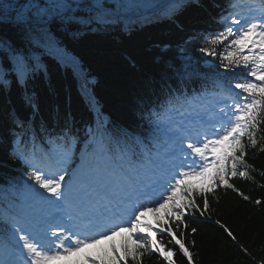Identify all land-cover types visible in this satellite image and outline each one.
Segmentation results:
<instances>
[{
  "label": "snow or ice",
  "instance_id": "obj_1",
  "mask_svg": "<svg viewBox=\"0 0 264 264\" xmlns=\"http://www.w3.org/2000/svg\"><path fill=\"white\" fill-rule=\"evenodd\" d=\"M114 2V9L106 0L3 3L0 21L12 19L25 40L62 58L51 26L116 23L121 13L139 6V0ZM182 3L174 0L166 12ZM229 9L221 17L222 30L203 36L199 51L231 75L216 72L210 98L170 94L163 111L149 114L150 139L125 132L113 148L91 133L87 147L77 149L76 137L64 132L50 135L52 147L42 155L34 142L31 148L16 142L14 154L28 168L20 199L33 204L0 216V264H145L153 257L177 264V255L193 264L186 237L198 229L191 225L211 219L210 197L218 188L248 200L232 181H253L251 173L258 170L248 162V150L264 152V0H230ZM0 51L6 54L0 56V80L8 70L23 84L39 67L12 41L0 39ZM25 99L36 109L31 97ZM77 151L80 164L70 170Z\"/></svg>",
  "mask_w": 264,
  "mask_h": 264
},
{
  "label": "trees",
  "instance_id": "obj_2",
  "mask_svg": "<svg viewBox=\"0 0 264 264\" xmlns=\"http://www.w3.org/2000/svg\"><path fill=\"white\" fill-rule=\"evenodd\" d=\"M202 3L200 8H187L184 14L173 17L174 20L185 26L204 28L203 24L209 22L204 17L213 9L207 0ZM204 5L207 9H203ZM106 6L115 8L114 0H106ZM13 14L14 11L8 12L10 17ZM0 15H4L3 9ZM77 15L89 14L80 11ZM129 23L119 20L109 25H52V34L63 50L61 58L25 40L12 19L0 21V39L20 46L39 64L23 84L8 70L3 80L9 83L5 85L0 80V216L5 209L17 210L24 204L18 189L27 180L28 168L14 154L18 140H23L29 148L34 142L42 155L52 146L47 143L50 135L59 136L64 132L75 136L77 149H83L88 140V127L113 148L117 138L123 143L125 132L129 137L150 139L149 114L163 111L170 94L189 98L211 95L216 72L231 75L218 68V61L199 51L203 40L198 31L175 29L159 33L150 25L130 35L126 33ZM93 26H102L106 31L116 28L119 35L85 33V29ZM3 55L6 54L0 51V56ZM3 67L10 69L11 62ZM25 97H31L36 109ZM18 122L24 126L19 127ZM246 158L258 170L251 173L254 180L232 182L249 199L244 200L231 189L216 190L217 196L210 197L211 219L199 218L200 223L191 225L198 231L186 237L187 246L193 252V264H261L264 261V187H261L264 177L259 175V170H264V152L249 149ZM257 200L261 203L257 204ZM216 220L232 231L235 241ZM191 241L195 242L194 246ZM175 259L177 264H187L186 258L180 255ZM145 264L164 262L153 257L146 259Z\"/></svg>",
  "mask_w": 264,
  "mask_h": 264
},
{
  "label": "rangeland",
  "instance_id": "obj_3",
  "mask_svg": "<svg viewBox=\"0 0 264 264\" xmlns=\"http://www.w3.org/2000/svg\"><path fill=\"white\" fill-rule=\"evenodd\" d=\"M15 3V4H24L27 2V0H0V4H3V3ZM38 2L43 5L45 3V0H38ZM85 2H90V0H85ZM190 2H195V4L191 5L193 7H196V5L198 4V2L196 0H183V3L182 5L184 6L185 4H189ZM174 3V0H159V1H156L155 3L153 4H148L146 3L145 1H139V6L138 7H133L131 9H133L135 11V14L134 16H130L128 14V11L130 10H127L126 12H123L121 13V16L124 18H127V19H136V18H140V13H143L145 11H150L152 10L153 8H160V9H163L165 12H161V14H164L166 13V9H168L172 4ZM181 6V7H183ZM180 8V7H179ZM157 12V11H156ZM161 14H158V15H161ZM15 16V12L13 14ZM152 17H155V16H152ZM150 17V18H152ZM148 18V19H150ZM142 20H145L142 18ZM31 203V202H30ZM29 204V203H28ZM151 219V217H149Z\"/></svg>",
  "mask_w": 264,
  "mask_h": 264
},
{
  "label": "bare ground",
  "instance_id": "obj_4",
  "mask_svg": "<svg viewBox=\"0 0 264 264\" xmlns=\"http://www.w3.org/2000/svg\"><path fill=\"white\" fill-rule=\"evenodd\" d=\"M140 1V0H139ZM142 1V0H141ZM143 1H145L146 3H148V4H153V3H155L156 1H159V0H143ZM198 2V1H197ZM191 4H195V2H191ZM224 6V4H220L218 7H217V10H220L222 7ZM196 7H198V5H196ZM132 9H130L129 11H131ZM160 12H164V10H162V11H158V13H160ZM218 13V12H217ZM155 14H157V12L155 13V12H152V13H150V14H148V15H155ZM203 19V18H202ZM204 19H207L208 20V15H206V17H204ZM112 24V23H111ZM98 25H102V24H98ZM111 27H113L112 25H110ZM110 27V28H111ZM109 32H113V30L112 29H110L109 30ZM17 129V128H16ZM54 133V132H53ZM55 134V133H54ZM41 138V137H40ZM39 139V138H38Z\"/></svg>",
  "mask_w": 264,
  "mask_h": 264
}]
</instances>
